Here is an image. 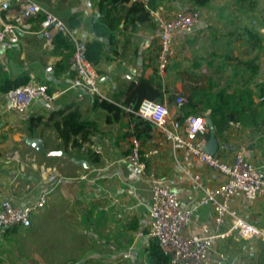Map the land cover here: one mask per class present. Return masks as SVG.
Segmentation results:
<instances>
[{
    "label": "crops",
    "instance_id": "obj_1",
    "mask_svg": "<svg viewBox=\"0 0 264 264\" xmlns=\"http://www.w3.org/2000/svg\"><path fill=\"white\" fill-rule=\"evenodd\" d=\"M31 1L57 16L67 27L71 26V32L82 43L95 38L93 25L104 14L98 10V0ZM12 2L8 11L0 10V26L19 10V3ZM140 3L147 12L146 19L131 22L137 15L129 16L125 3L121 9L111 12L114 19L120 17L112 31L116 45L112 48L104 38V54L96 65L100 92L105 100L114 103L128 83L137 82L140 77L149 78L157 69L155 14L169 17L189 9L198 13V22L189 33H178L173 39V59L165 72H159L167 88L181 93L187 85H192L189 78L195 67L200 65L205 76L212 72L211 67L222 65L224 58L243 61L256 58L257 76L245 88L253 91L264 88V0H210L204 6L193 0H140ZM40 20V16L31 19L29 30L20 34L16 44L0 47V200L10 197L17 203H26L37 197L44 187V178L54 171L63 180L50 192L45 206L31 218L40 233H52L45 230L50 226L58 234L67 235L58 244L65 251L78 253L72 264H90L93 259L113 264L120 260L116 254L124 250L128 251L125 255L129 258L136 253L135 259L140 258V264H146L145 253L154 240L149 236L147 215L150 186L156 183L169 186L182 208L192 209L203 190L219 184L222 177L194 159L183 161L181 152L174 155L163 144L160 134L151 130L147 139H138L140 146L150 149L160 142L162 145L159 154L146 163L145 171L139 172L123 161L133 137V117L120 106L124 113L114 118L95 106L94 97L81 89L70 88L74 77L73 52L55 49L52 39L46 45ZM77 21L79 25L72 26ZM247 32L256 35V39H249ZM224 63L230 65L228 60ZM47 67L51 68L49 72L45 70ZM23 78L45 84L49 92L57 93L56 98L49 103L36 101L21 115L8 110L6 92L1 86L5 81ZM221 84L217 87L221 88ZM260 97L253 95V102L261 103ZM164 102L173 117H183L184 109L178 110L172 102ZM212 104L216 105L217 101ZM201 106L189 115L207 119L208 111H203ZM73 111L93 126L85 129V142L80 143L78 134L71 135L64 144L58 135V128L62 126L58 124L64 115ZM141 127H137L138 134L143 137ZM213 131L211 137L207 126L204 135L207 153L212 152L222 162L230 163L232 154L223 146L241 145L246 160L264 171V127L259 128L257 124L255 128H245L238 124L237 128L226 125L222 132L213 127ZM25 138L38 139L43 151L38 153L26 145ZM73 140L79 145L73 146ZM55 152L60 154L52 155ZM230 206L251 224L264 225V191L253 201L236 195ZM191 213L182 231L184 235H204L212 230L210 206H197ZM236 236L234 233L223 241H216L204 264H258L255 242L243 244ZM132 237L136 238L135 246L129 247ZM2 252L4 249L1 255ZM74 254H70L72 259Z\"/></svg>",
    "mask_w": 264,
    "mask_h": 264
},
{
    "label": "built area",
    "instance_id": "obj_2",
    "mask_svg": "<svg viewBox=\"0 0 264 264\" xmlns=\"http://www.w3.org/2000/svg\"><path fill=\"white\" fill-rule=\"evenodd\" d=\"M12 1L19 3V10L14 17L0 26V47L4 44H16L20 34L29 30V21L40 16V30L46 45L51 44L54 33L67 36L73 44L74 77L70 88L81 89L98 100L104 99L100 92L96 65L84 56V43L79 41L57 16L31 0H1L0 10L8 11ZM135 2L140 0H129L125 3L126 10L131 9ZM155 15L158 44L156 67L158 72L162 73L173 59L175 35L189 33L197 24L199 17L198 13L191 9L180 10L169 17ZM45 70L49 72L51 68L47 67ZM56 96L57 93L49 92L45 84L33 80L5 93L7 109L19 115L24 114L34 102L49 103ZM263 101L264 96L258 99V102ZM186 103L187 99L183 94H174L173 105L176 109L180 110ZM124 109L149 122L151 131L160 134L163 144L168 145L174 155L181 152L183 161L194 159L198 164L219 173L222 177L219 184L203 190L197 205L192 209L182 208L177 194L169 186L159 183L150 186V202L147 209L149 236L167 256V264H204L216 241H223L234 233L242 238H258L264 241V227L251 224L230 206V201L236 195L253 201L264 191V171L246 160L243 146L231 144L223 146L224 150L232 154L231 162L224 163L215 154L204 150V135L207 132L204 117L187 115L176 119L171 115L165 102L149 100L141 101L135 110ZM227 125L238 127V124L233 122H228ZM161 145L162 142L153 148L144 149L138 139L132 137L123 161L133 169L144 172L146 163L159 154ZM62 180L63 178L53 171L44 178V187L37 197H32L26 203H17L10 197L1 199L0 240L5 231L28 228L32 216L45 206L48 195ZM197 206L211 207L212 230L204 235H184L182 231L190 220L191 212Z\"/></svg>",
    "mask_w": 264,
    "mask_h": 264
},
{
    "label": "trees",
    "instance_id": "obj_3",
    "mask_svg": "<svg viewBox=\"0 0 264 264\" xmlns=\"http://www.w3.org/2000/svg\"><path fill=\"white\" fill-rule=\"evenodd\" d=\"M129 0H98L97 7L99 11H104L93 25V33L95 38L89 42H84V56L94 65L100 63L104 50L103 39L107 38V45L112 48L116 45V39L112 31L119 24L120 17L114 19L111 17V12L122 8V5ZM194 3L200 6L206 5L210 0H193ZM129 16L137 15L135 20H142L147 18V12L145 11L142 3H133L131 9L128 10ZM79 25V22L72 24ZM71 26L68 25L70 29ZM248 38L252 37L256 39V35L251 32L246 33ZM52 44L55 49L62 48L63 50H72L73 44L67 36L57 33L52 38ZM115 52V51H113ZM228 60L230 61V67L232 75L228 77L229 83L218 88L219 80L215 77L216 74L211 72L208 75H202L206 80L202 87H195L197 84V77L193 78L192 85L186 87L184 93H188L189 99L187 103L181 108L185 113L183 117L189 115L193 111L197 110L198 105L203 106V111H208V117L214 129L217 132H222L228 122L239 124L245 128H255L258 124L259 128L264 127V102L255 104L253 102V95L260 97L264 95V88L257 91L245 88L246 84L250 83L256 78L258 72V64L256 58H248L247 60L240 59H226L224 58L222 64ZM167 70V69H166ZM165 70V71H166ZM164 71V72H165ZM28 82V79L23 78L15 80L13 82L5 81L1 86L3 92H7L10 89L17 88ZM216 86V87H215ZM186 91V92H185ZM175 90L170 91L164 83L163 77L159 74L157 69H154L153 74L149 78L140 77L137 82L128 83L125 86L124 92L119 95L118 100L111 103L105 99L98 100L94 98L95 106L99 107L106 113L112 114L114 118H118L120 114L124 113L123 108H132L135 110L141 101L149 100L156 102L173 103ZM179 93V92H178ZM183 91L181 94H184ZM167 96V98H166ZM217 101V104H212V101ZM119 102V103H117ZM120 106H123L120 107ZM201 106V109H202ZM191 110V111H188ZM130 117H133L135 126L131 133V136L139 139H147L151 130V124L147 121L134 116L132 113H127ZM62 128H58V135L64 141V144L69 141L71 135H80V143L87 140V131L89 127L93 126V123L81 119L80 114L77 111L70 112L62 117ZM141 127L143 137L138 134V128ZM258 129V128H257ZM73 146H78L75 140L72 141ZM167 256L163 253L159 245L155 240H151L149 247L145 253L146 264H167Z\"/></svg>",
    "mask_w": 264,
    "mask_h": 264
},
{
    "label": "rangeland",
    "instance_id": "obj_4",
    "mask_svg": "<svg viewBox=\"0 0 264 264\" xmlns=\"http://www.w3.org/2000/svg\"><path fill=\"white\" fill-rule=\"evenodd\" d=\"M199 66L200 65L195 67V72H193V75H191V77L189 78V80L192 81L193 78L197 77V84L195 87H202V81L205 79V77H202V68L199 69ZM211 70L214 74H216L215 77L217 78V80L220 79L219 82L222 83V87L223 85L229 83L227 79L232 75L231 67L229 66V64L224 63L220 66L218 65L216 67H211ZM194 73L197 74L194 75ZM189 86L190 85H187V87ZM183 95L188 101V93L186 92ZM256 226L264 227V225L259 222H257ZM45 230L46 232L52 233H40L41 231L38 230L37 224L32 221L31 225L28 228H15L5 231V234L3 235L1 239L2 241L0 243L1 251H3V249L5 251L4 253L2 252V255L0 254V264H60L61 262L63 264L74 263L77 258L76 255H78V253L74 254V252H70V250L65 251L64 249H61L60 245L58 244L60 238H65L67 235L58 234L57 229L50 226L46 227ZM81 237L82 235H77V238ZM236 237L243 244H249L251 242L253 243V241L255 242V254L256 256L258 254L259 257L257 263L262 264L264 260V241L258 238L246 239L239 236ZM135 239L136 238L134 237L131 238L128 244V246L131 244L129 247L135 246ZM127 253L128 251L125 252V250L121 253H117L116 256H119L120 260L113 264H140L141 259H135L136 253L133 255V257H131L132 259L128 256L123 257ZM70 254H74L73 258L75 259H72ZM90 264H103V261L101 259H93Z\"/></svg>",
    "mask_w": 264,
    "mask_h": 264
},
{
    "label": "water",
    "instance_id": "obj_5",
    "mask_svg": "<svg viewBox=\"0 0 264 264\" xmlns=\"http://www.w3.org/2000/svg\"><path fill=\"white\" fill-rule=\"evenodd\" d=\"M206 125L209 128L210 136L213 137V134H214L213 125H212V122L209 118L206 119ZM24 142L26 145H28L29 147H31L32 149H34L38 153H41L43 151V145L36 138H25ZM56 154H60V153H57V152L52 153V155H56ZM210 154H212V152Z\"/></svg>",
    "mask_w": 264,
    "mask_h": 264
}]
</instances>
